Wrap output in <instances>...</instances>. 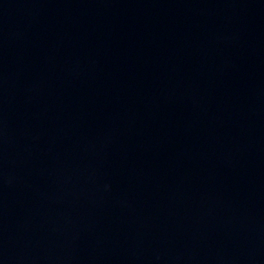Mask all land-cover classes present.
Listing matches in <instances>:
<instances>
[{
	"label": "water",
	"instance_id": "water-1",
	"mask_svg": "<svg viewBox=\"0 0 264 264\" xmlns=\"http://www.w3.org/2000/svg\"><path fill=\"white\" fill-rule=\"evenodd\" d=\"M0 264H264V0H0Z\"/></svg>",
	"mask_w": 264,
	"mask_h": 264
}]
</instances>
